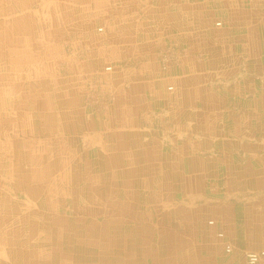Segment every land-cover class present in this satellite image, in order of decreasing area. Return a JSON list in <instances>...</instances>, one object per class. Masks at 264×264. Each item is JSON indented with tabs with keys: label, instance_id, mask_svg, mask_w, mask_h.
Instances as JSON below:
<instances>
[{
	"label": "crops",
	"instance_id": "crops-1",
	"mask_svg": "<svg viewBox=\"0 0 264 264\" xmlns=\"http://www.w3.org/2000/svg\"><path fill=\"white\" fill-rule=\"evenodd\" d=\"M41 2L44 3L41 9L33 11L34 13L30 15L19 16L18 13L25 11L27 7L30 9L37 7L39 1H0V47L6 54L31 55L28 62L31 66L29 69L32 71V81L29 83L32 86L30 97L25 93L17 92L20 86L26 85L24 80H27V74H24L26 71L24 62H21L23 57L16 58L13 83L7 79L5 82L0 77L1 132L6 131L2 133L6 136L11 134L9 136L11 140L9 139L8 143L13 141L11 147L8 144L0 148L4 147L5 152L12 151L13 153L10 152L7 157L17 159L21 168H30L27 172L21 173L19 180L23 183L27 193L32 196L35 193H30L28 186L30 187L35 179L40 181L45 179L47 171L48 176L51 175V170L44 169L41 174L38 173L35 168L40 160L33 157L31 153L26 155L20 152L21 143L15 139L14 135L18 132L16 126L19 124H30L32 129L39 126L41 120L39 108H41L40 105L43 107L42 103L45 101L41 96V91L46 92L44 89L40 90V86L51 85V81H48L51 75L46 74L48 77L41 79V69L44 65L38 61V55L42 51L41 48H45L48 54L55 49L50 40L53 34L56 35V31L49 27L46 35L44 32L47 42L43 46L40 45V41L43 42L44 36L42 34L41 37L39 33L42 24L55 26L51 24L54 22L51 21L53 18L51 15L55 13L53 12L55 4L50 0H41ZM229 2V0H207L205 5L218 4L224 6V10L227 11L226 9L232 7ZM240 2L242 8L240 7V12L235 17L230 15L229 11L226 17L222 13L230 23L229 27L226 26L224 31L218 33L208 30L209 39H213L204 46H197L196 42L190 45L181 65L170 68L169 73H162L153 65L147 69L143 63L138 64V67L133 66V72L129 71L125 74L122 81L123 84L128 83L129 89L127 93L120 94L121 97L116 103L118 106L109 115L107 124L101 122L99 115L96 118L92 116L86 119L89 120L85 121V133L88 136L84 134L81 140L87 144V147L79 148V150L90 153L91 159L97 156L96 151H104L106 155L101 159H109L106 163H109L117 173L120 171L121 174L127 175L120 178L118 174L117 176L113 174L112 179L102 178L103 196L100 198L89 196V205L96 202L99 210L104 213L110 210L113 216L110 218V215L106 216L99 224L87 215L90 219L82 227L83 234L78 232L80 229L76 228V223L63 229L62 225L57 222L58 220H46V227H40L38 236L33 238L34 229L28 231L29 229L26 228L32 223L22 214L24 220L19 216V225H16L17 221L6 223V225L0 223V244L2 246L11 247L15 256H22L26 259L25 264H34L29 254H40L42 256L38 258L45 261L49 256L54 257L52 261L54 264L94 262L117 264L125 258L126 253L124 254L123 247L126 245L141 247L140 251L144 252L143 255L147 251L144 246H149L152 240H155L154 243L157 246L168 245V239L158 237L150 240L147 234L146 236L143 234L144 237L136 238L135 236L128 239H122L119 235L122 229L119 226L120 217H128L132 213L139 214L144 211L141 210L143 207L139 205L140 202H134L131 210L123 204L119 207L120 203L112 191L113 182H119L120 179L122 182L128 180V185L133 183L134 189L139 190L136 186L139 183V176L142 177L143 173L149 172V176L145 178H147V187L150 191L148 195L146 194V211L150 218L166 215L176 220V214H180L183 208L190 209V206L184 205V199L191 204V209L213 206L214 210H218L217 217L225 222L223 224L226 227L227 242L233 246L237 259L232 262L229 258L226 263L246 264L242 253L247 251L248 247L264 245V0H240ZM88 3L93 4L94 2L88 0L86 4ZM25 4L27 6H24ZM197 4L199 7L203 5L200 2ZM98 6L102 7L104 3ZM185 6L187 5H182L180 9L182 10ZM199 7L195 12H199ZM65 10L60 14L64 21V30L61 33L69 39H74L79 36L76 29L79 25L73 21L69 23L70 19L66 17ZM95 25V22H91L84 26L87 32L82 34V37L88 38L91 43L97 37L99 38L94 29ZM233 26H237L235 31H233ZM98 30L102 31V29ZM219 33L224 34V39L221 38L223 40L220 39V42H217V36L221 35ZM231 38L239 39L238 47L234 44L227 46V39ZM47 57L49 58V55ZM7 63L10 65L9 62ZM53 65L54 61L47 66L51 68ZM50 68L47 67V69ZM42 72L46 73L45 69ZM29 75L30 73L28 78ZM8 83L17 86L16 91H13L11 87L7 88ZM170 83L174 86V98L176 99L173 104L170 103V94L166 90ZM4 84L6 86L2 88ZM13 94L17 95L16 101H12ZM28 99L31 104L28 103ZM7 101L15 103V107L11 108L12 112L9 113L5 112L9 110L6 106ZM64 101L63 99V103ZM59 112L56 119L61 122L62 130H58L53 124L55 116L53 114H48L47 123L44 126L47 134L52 137L57 132H63V137H65L68 129H73L75 126L72 114L68 115L70 112L68 109ZM9 117L11 118L10 124ZM69 117L71 123L68 121ZM227 117L231 119L229 125H227ZM147 118L151 120L152 125L144 127L145 125L142 124V126L140 122L146 121ZM3 120L7 122L3 123ZM8 126L13 128L10 132L7 129ZM64 126L68 127L65 131H63ZM58 127L60 129V126ZM5 128L7 130H4ZM48 141L51 143L50 137ZM77 142H79L78 138L74 140V145L71 147H77ZM108 151L111 152V157L108 156ZM88 188L89 186H85L86 191ZM128 189L125 190L128 191ZM163 189L166 191L164 192ZM131 190L129 189V193L132 192ZM132 194L135 198L141 196L140 193ZM41 204L48 205L49 211L54 208L49 202ZM219 208H222L224 212H221ZM30 211L35 215L36 210L31 209ZM10 213L16 214L14 211ZM114 214L117 215L114 216ZM134 214L132 219H134ZM138 218H140L139 215ZM110 225L118 229L114 236L112 235V239L108 237L110 236L109 230L111 234ZM134 225L138 229V222L134 221L132 226ZM141 227L143 231L146 229L143 225ZM45 229L46 231L43 232ZM12 230L20 236V240H23L22 244L28 247L27 251L20 248L13 249L14 241L8 236L9 231ZM51 231L54 232L50 233ZM104 231H107L106 236ZM170 240L169 245L171 246L204 247L192 249L191 252L189 249H184L183 254L179 255L181 258H178L174 252V264H199L195 262L198 258H210L212 255L221 254L219 245L209 240H195L194 238H192L193 241ZM62 242L67 245L65 249L62 248ZM87 247H91L92 250ZM75 250H80L82 253L75 257L73 255ZM161 250L166 251L165 248ZM82 254L85 255L81 256ZM157 256L159 258L157 260L152 257V254L148 260L144 257V264L163 262L164 256ZM83 257H86L85 261ZM219 259L223 260V258ZM126 262L136 264L137 259L129 258Z\"/></svg>",
	"mask_w": 264,
	"mask_h": 264
},
{
	"label": "rangeland",
	"instance_id": "rangeland-1",
	"mask_svg": "<svg viewBox=\"0 0 264 264\" xmlns=\"http://www.w3.org/2000/svg\"><path fill=\"white\" fill-rule=\"evenodd\" d=\"M38 1L37 7L33 9L27 7L25 11H20L18 15H30L34 13L33 11L41 9L44 3H42L41 0ZM90 1L94 3L86 4L88 0H50V2L55 4V7L52 6L53 12L55 11V13L51 15L54 18V20L52 18L51 21L54 22L51 24H55V26L40 24L42 27L40 26L41 30L39 34L41 37L42 34L44 36L42 38L43 42L40 41L41 46L45 45L47 42L45 40L47 29L50 27L56 31V35L53 34L54 37L52 36L50 40L51 45L55 48L51 51L52 54H50L51 52L48 54L45 48H41L43 52L40 51L38 55V61L44 65V67H42L43 69H41V79L51 75L48 80L51 81V85L46 87L40 86V90L44 89L47 93L41 91V96L45 101L42 103L43 107L40 105L41 108H39V112L41 111L39 114L41 118L39 126L32 129L30 124H19L16 126L18 132L14 135L15 139L21 143L20 147L22 148L19 149L20 152L22 151V153L24 152L26 155H30L31 153L33 157L35 156L40 160L39 164H37V168H35L38 173L41 174L44 169L51 170V175L48 176L47 171L45 179L41 181L35 179L31 182V186H28L30 189L29 192L32 194L35 193L33 196L27 193L23 183L19 180L21 173L23 171L27 172L30 168H21L17 159L7 157L10 155V152L13 153L12 151L5 152L3 151L4 147L0 148V223L6 225V223H15V221H17L16 223L18 224L16 225H19V216L22 217L25 215L30 220V223H32V225L29 224V227L26 228L29 229L28 231L34 229L33 238L38 236L40 227H46V220H58L57 222L62 225L63 229L64 227L69 228L70 224L76 223V228L79 227L80 229L78 232L83 234L84 231L82 227H84L88 219H95L94 221L100 224L106 216L110 215L109 218L113 216L108 208L109 212L106 211L105 213L99 210L100 208L96 202H92V204L89 205V196H96L98 198L103 196L104 189L101 187L102 178L112 179L113 174L115 176L118 174L120 178L122 176L126 177L127 175L121 174L120 171L117 173L109 163H106V160L109 162L106 156V159H101L106 155L104 151H96L95 154L97 156L91 159L90 153L85 150H79V148L83 149L87 147V144L81 140L86 135L85 121H89L86 119L92 116L96 118L97 115H99L101 116V122L107 124L109 115H111V112L118 106L116 103L118 98L121 97L120 94L122 92L127 93L129 89L128 83L123 84L122 81L125 74L129 71L133 72V66L138 67V64L143 63L147 69L149 66L151 68V65H153L162 73H169L170 68L181 65L183 59L187 55L190 45L196 42L197 46H204L209 40L211 41L213 39H209L208 30H213L218 33L224 31L223 29H225L226 26L229 27L230 23L225 19L227 12L229 11L230 15L235 17V15L239 14L241 7L240 0H229L232 7L226 9L227 11L224 10V6L218 4L209 3L205 5V1L207 0ZM102 2L104 6H98L101 5ZM199 2L203 4L201 7L197 4ZM182 5L187 6L181 10L180 8ZM24 6H27V4ZM197 7H199V12H195V10L198 9ZM64 10L66 11L65 13H67L66 17L70 19L69 23L73 21V23L76 22L79 25L76 28L79 36L74 39H69L61 33L62 30H64V21L60 14ZM182 13L183 15H181ZM91 22L96 23L94 29L99 36L93 43H91L88 38L82 37V34L87 32L84 26ZM30 29H32V27ZM98 29H102V31ZM236 29L237 26H233V31ZM219 34L221 35L217 36V42L224 36L223 33ZM238 41L239 39L234 38L227 39V46L234 44L238 47ZM47 55H49V58ZM30 56L29 54L23 56L18 54H6L0 47V77H2L5 82H7L6 79L9 82L15 79L13 78V73L15 71L13 68L16 67V58H24L21 62H24L23 65L26 69L24 72V74H27V80H24V84L26 85L20 86V90L17 92L25 93L28 96L32 93V86L29 85L30 81H32V71L29 69L31 66L28 62ZM34 56L33 58L36 57ZM53 61L54 65L51 66V68L47 66ZM7 62H9L10 65H8ZM46 66L50 69H47ZM44 69L46 73L42 72ZM29 73L30 77L28 78ZM46 74L48 75L47 77ZM8 84L9 86H7V88L11 87L13 91H16L17 86H11L10 83ZM5 86L4 84L1 87L5 88ZM166 90L170 94V103H175L176 99L174 98L175 93L173 84H168ZM16 98L17 95L13 94L12 101H16L18 99ZM63 99L65 103H63ZM66 101L68 102L66 103ZM28 103L31 104L29 99ZM14 105V102H8L6 106L9 107V110L5 112H12L11 108H14ZM51 109L55 111H48ZM57 109L62 112L68 109L70 111L68 115L72 114L73 116L75 126L73 129H68V133L65 134V137H63V132H57L56 135L54 134L52 137V135L47 134L46 128L44 127L45 123H47L46 119L48 114H53L55 115L53 124L58 130H62L61 122L56 119L60 113ZM45 110L47 111L45 112ZM157 114L160 115V113ZM10 121L11 118L9 117V124L11 123ZM68 121L71 123L70 117ZM230 121L231 119L227 117V125H229ZM5 122L7 121L3 120V123ZM70 123H68V125ZM140 123L141 125H145L144 127L152 125L149 118ZM153 125L155 126V124ZM58 126H60V129ZM82 126H84V128H82ZM67 128L68 127L64 126L63 131ZM7 129L10 132L13 128L8 126ZM7 129L5 128L4 130ZM1 131L2 127L0 126V147L3 145L8 146V144L9 147H11L13 141L8 143V141L11 140L9 137L11 134H7L8 136H6L2 134L6 131ZM86 136H88V134ZM49 137L51 143L48 141ZM52 138L54 142H52ZM77 138L79 139L77 147H71L74 145L73 142ZM108 156L111 157V152H109ZM47 165L49 167H47ZM86 168H88V170H85ZM148 173L149 172H147V174L143 173L142 177L139 176V183L138 185L135 184L139 190L134 189L133 183L128 185V180L122 182L120 179L119 182H113L114 186L112 191L116 195L117 201L120 203L119 207L123 204L131 210L134 202H140L139 205L143 207L141 210L144 211L139 214L132 213V215L128 217H120L121 222L119 226H121L122 229L119 235L122 239H128L135 236L136 238H139L138 236L144 237L143 234L145 236L147 234L150 240L158 237L168 239V245L157 246L156 243H154L155 240H152L149 242V246H144L147 250L145 255H143V251H140L141 247L126 245L123 247L124 254L126 253L125 258L117 264H129L126 262L129 258L132 260L137 259L136 264H144L143 258L147 257L146 259L148 260L151 254L152 257H155V260L159 259L157 255H161V257L164 256L162 258L163 262H158L160 264H174V252L178 258H181L179 255L180 253L183 254L184 249H189L191 252L192 249L203 246H171L169 245L170 239L193 241L192 238L195 240H209L211 243L215 242L219 245L218 247L221 253L216 256L212 255L210 258H198L199 261L195 260L196 263L227 264L226 261L229 258L232 262L237 260L233 246L227 242L226 227L225 224H223L225 222L217 217L218 210H214L213 206L191 209V204H189L187 199H184V205L186 207L190 206V209L183 208L180 214H176V220L166 215H160L159 218L157 216H154L153 219L152 217L150 218L146 211V197L150 193L147 187V178H145L149 176ZM70 178L75 179L71 180ZM85 186H89L87 191L85 190ZM127 188L132 189V192L129 193V189L128 191L125 190ZM163 190L164 192L166 191V189ZM50 191L51 193L49 194ZM132 193H140L143 197L140 196L135 198ZM121 195H125L126 197H122ZM43 202H49L54 207L53 210L49 211L48 205L41 204ZM116 205H118L117 202ZM31 209L36 210L35 215L31 213ZM220 209L221 212H224L222 208H219V210ZM10 211H14L16 214H11ZM133 214L134 219H132ZM87 215L90 216V218H87ZM116 215L117 214H114V216ZM138 215L140 218H138ZM225 215L227 217V210ZM22 220H24L23 217ZM134 221L138 222V229L135 228V225L132 226ZM130 223L132 225H130ZM142 225L146 228L144 231L141 227ZM117 226L118 225H116V227ZM110 228L111 234L109 230L110 236L108 237L112 239V235L114 236L115 231L117 232L118 229H114L111 225ZM21 231H19L20 234H22ZM45 231L46 229L43 232ZM53 232L51 231L50 233ZM104 232L106 236L107 231ZM8 236L14 241L13 249L20 248L27 251L28 247L23 246V240H20L21 238L17 233H14L12 230L9 231ZM26 236L28 237L27 234ZM61 244L63 246L62 248L65 249L67 245L63 242ZM228 246H230L229 252H227ZM8 247L9 246L4 247L0 244V264H23L26 259L22 256H15L11 251V247L7 249ZM87 248L91 249V247ZM161 248H165V252L168 254L167 256ZM248 250H253L255 252H250ZM74 252L73 255L75 257L82 253L80 250H75ZM261 252H264V245L248 247L247 251L242 253L244 263L246 262L247 264V254ZM83 255L85 254L81 256ZM40 256L42 255L29 254L34 264H54L52 262L54 261V257L49 256L48 260L45 261L38 258ZM85 258L86 257H83L84 261ZM178 258H176V260ZM219 258H223V260L221 259V261ZM263 261L264 258L257 264H262ZM90 264L97 263L94 262Z\"/></svg>",
	"mask_w": 264,
	"mask_h": 264
},
{
	"label": "built area",
	"instance_id": "built-area-1",
	"mask_svg": "<svg viewBox=\"0 0 264 264\" xmlns=\"http://www.w3.org/2000/svg\"><path fill=\"white\" fill-rule=\"evenodd\" d=\"M230 251V246L227 247V252ZM264 258V252L261 253H249L246 256L247 264H257Z\"/></svg>",
	"mask_w": 264,
	"mask_h": 264
},
{
	"label": "bare ground",
	"instance_id": "bare-ground-1",
	"mask_svg": "<svg viewBox=\"0 0 264 264\" xmlns=\"http://www.w3.org/2000/svg\"><path fill=\"white\" fill-rule=\"evenodd\" d=\"M210 224H211V222H210Z\"/></svg>",
	"mask_w": 264,
	"mask_h": 264
}]
</instances>
